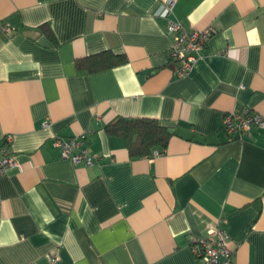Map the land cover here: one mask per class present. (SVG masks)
<instances>
[{
  "label": "crops",
  "instance_id": "crops-1",
  "mask_svg": "<svg viewBox=\"0 0 264 264\" xmlns=\"http://www.w3.org/2000/svg\"><path fill=\"white\" fill-rule=\"evenodd\" d=\"M164 1L0 0V142L12 135L20 162L0 176V264H200L192 240L216 226L232 264H264V126L243 139L222 126L264 114V0H176L187 29L217 28L184 77L154 14ZM106 50L128 61L78 69ZM117 116L174 134L131 158L105 128ZM87 130L100 162L61 159L53 137Z\"/></svg>",
  "mask_w": 264,
  "mask_h": 264
},
{
  "label": "built area",
  "instance_id": "built-area-1",
  "mask_svg": "<svg viewBox=\"0 0 264 264\" xmlns=\"http://www.w3.org/2000/svg\"><path fill=\"white\" fill-rule=\"evenodd\" d=\"M176 0H166L160 4L155 15L166 20L165 33L172 36L169 57L176 64L174 72L179 77L189 75L202 57V51L209 39L217 32L215 26L203 29H187L182 22L175 19L174 8ZM6 33L12 34L15 29L6 27ZM49 122H44L48 125ZM223 129L229 139H243L254 128L264 126V114L248 107L228 112L223 118ZM89 134L87 130L80 135L66 137L56 135L53 144L59 149L61 159L74 163L94 165L100 158L90 152ZM20 162L12 149V135H6L0 142V176L13 168H18ZM192 247L200 264H232L234 249L226 229L212 227L207 236L192 240ZM50 264H56L59 257L53 253L49 257Z\"/></svg>",
  "mask_w": 264,
  "mask_h": 264
},
{
  "label": "trees",
  "instance_id": "trees-1",
  "mask_svg": "<svg viewBox=\"0 0 264 264\" xmlns=\"http://www.w3.org/2000/svg\"><path fill=\"white\" fill-rule=\"evenodd\" d=\"M127 61L125 54L106 50L78 58L76 62L80 70L97 72ZM105 128L110 136L125 139L131 158L152 157L164 152L174 134L171 126L152 117L117 116Z\"/></svg>",
  "mask_w": 264,
  "mask_h": 264
}]
</instances>
